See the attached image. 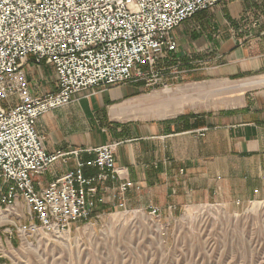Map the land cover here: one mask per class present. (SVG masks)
Segmentation results:
<instances>
[{"label": "built area", "instance_id": "2783aa9c", "mask_svg": "<svg viewBox=\"0 0 264 264\" xmlns=\"http://www.w3.org/2000/svg\"><path fill=\"white\" fill-rule=\"evenodd\" d=\"M226 1L0 0V264L13 236L22 243L70 233L107 191L125 209L126 194L136 188L115 167L114 144L50 154L38 119L86 90L152 83L163 60L179 58L174 31ZM30 62L52 69L53 92L30 91ZM70 158L73 169L43 186L48 169ZM13 216L23 222L7 228Z\"/></svg>", "mask_w": 264, "mask_h": 264}, {"label": "crops", "instance_id": "0c3cea01", "mask_svg": "<svg viewBox=\"0 0 264 264\" xmlns=\"http://www.w3.org/2000/svg\"><path fill=\"white\" fill-rule=\"evenodd\" d=\"M207 16L211 18L208 23L221 18L228 24L235 22V36L227 27L221 41L202 45L199 40H188L184 31H177V57L187 55L190 49L212 47L219 64L212 71L204 69L200 76L212 74L222 80L263 77L264 0H227ZM25 72L32 93L54 91L50 67L30 62ZM126 85L83 91L69 105L38 119L37 130L44 137L46 152L84 151L114 144L115 167L136 186L126 194L125 206L154 207L160 215L192 205L264 201V87L246 95L237 109L219 114L181 110L158 120L137 119L142 118L139 114L115 119L113 108L140 98L143 87L133 85L136 93L127 95ZM96 109H100V117L94 114ZM86 112L93 114L102 140L92 138ZM75 134L80 135L70 138ZM90 157L80 154L81 159ZM74 166L72 158L66 164H53L41 177L42 185Z\"/></svg>", "mask_w": 264, "mask_h": 264}, {"label": "rangeland", "instance_id": "374dc122", "mask_svg": "<svg viewBox=\"0 0 264 264\" xmlns=\"http://www.w3.org/2000/svg\"><path fill=\"white\" fill-rule=\"evenodd\" d=\"M221 6L184 23L174 31L175 37L177 31H184L188 40H199L203 45L207 41H221L227 27L229 34L235 36L238 29L235 22L228 24L223 18L207 22L211 19L207 15ZM216 64L219 58L216 59L212 47L201 51L190 49L182 58L163 60L159 75L152 83H127L124 87L128 89L127 95L136 93L133 85L143 87L140 97L170 89L174 96L182 95L193 102L184 104L182 111L213 114L237 109L246 95L264 87L234 94L227 90L233 84L261 77L222 80L212 74L199 75L207 68L212 71ZM183 73H187L185 79L178 80ZM99 110L94 112L98 117ZM177 114L168 112L166 117ZM137 119L149 121L160 117ZM86 120L91 124L92 138L102 140L104 136L91 112H86ZM110 194L109 191L103 194L91 218L76 224L67 235L66 232L42 234L24 241L30 243V247L23 246V242L13 236L12 244H5L1 264H264V201L244 205H192L155 218L149 215V208L130 203H126L125 209L116 208ZM16 210L23 213L22 207ZM22 222L13 216L6 227Z\"/></svg>", "mask_w": 264, "mask_h": 264}, {"label": "bare ground", "instance_id": "6f19581e", "mask_svg": "<svg viewBox=\"0 0 264 264\" xmlns=\"http://www.w3.org/2000/svg\"><path fill=\"white\" fill-rule=\"evenodd\" d=\"M262 85H264V76L258 79H249L237 82L227 90H230V92L234 94H241L245 90ZM172 93V90L166 89L161 93L130 100L122 104L119 108H113L111 110V116L115 119L125 120L130 115L136 116L139 114L141 117L151 116L163 118L166 117L168 112H175V114L179 113L183 109V105L187 104V102H191V99H188L187 97L185 98L184 96L174 97V94ZM191 104H193V102H191ZM67 234L68 232H66V235ZM29 244L23 241L22 245L30 247Z\"/></svg>", "mask_w": 264, "mask_h": 264}, {"label": "trees", "instance_id": "16d2710c", "mask_svg": "<svg viewBox=\"0 0 264 264\" xmlns=\"http://www.w3.org/2000/svg\"><path fill=\"white\" fill-rule=\"evenodd\" d=\"M233 79H240V78H233Z\"/></svg>", "mask_w": 264, "mask_h": 264}]
</instances>
